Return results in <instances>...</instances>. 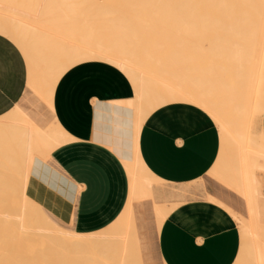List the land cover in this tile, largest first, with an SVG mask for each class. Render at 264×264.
<instances>
[{"label":"crops","instance_id":"0c3cea01","mask_svg":"<svg viewBox=\"0 0 264 264\" xmlns=\"http://www.w3.org/2000/svg\"><path fill=\"white\" fill-rule=\"evenodd\" d=\"M238 1L244 12L222 0H199L170 14L167 0H90L88 22L93 36L109 50L138 55L157 46L162 64L177 82L215 93L236 84L246 72L254 31L264 25V0ZM28 82L24 53L0 33V202L18 189L26 169L22 144L1 121L18 111ZM135 103L131 79L107 61L81 62L58 80L54 116L72 140L42 162L32 180V196L60 227L96 231L124 209L129 175L119 154L106 144L117 143ZM260 125L264 132V114ZM140 150L158 177L175 184L203 179L202 190L236 198L208 176L219 154L220 133L203 109L179 102L157 109L142 127ZM255 208L264 225V180ZM239 248L238 222L197 192L168 215L157 237L158 254L166 264H233Z\"/></svg>","mask_w":264,"mask_h":264},{"label":"bare ground","instance_id":"6f19581e","mask_svg":"<svg viewBox=\"0 0 264 264\" xmlns=\"http://www.w3.org/2000/svg\"><path fill=\"white\" fill-rule=\"evenodd\" d=\"M199 0H167L170 14ZM244 12V3L222 0ZM90 0H0V33L24 53L29 91L12 117L1 121L19 139L26 169L18 189L0 202V264H157L149 252L152 220L159 234L168 215L195 192L222 205L238 222L240 248L233 264H264V225L255 208L264 180V25L254 31L251 62L236 84L215 93L184 87L165 69L157 46L138 55L115 53L92 34ZM103 60L131 79L136 103L119 154L129 175V196L122 212L106 227L77 232L56 224L29 187L42 162L72 140L57 122L53 95L60 77L85 61ZM203 109L216 122L220 150L208 176L235 193L217 195L194 183H170L153 173L142 159L140 135L148 117L171 103ZM195 186V187H194ZM197 189V190H196ZM161 259V258H160ZM161 264H166L161 259Z\"/></svg>","mask_w":264,"mask_h":264},{"label":"rangeland","instance_id":"374dc122","mask_svg":"<svg viewBox=\"0 0 264 264\" xmlns=\"http://www.w3.org/2000/svg\"><path fill=\"white\" fill-rule=\"evenodd\" d=\"M126 143V138L124 133L117 139V146L123 150L124 149V145ZM32 189H33V184H30L29 187V194L32 195ZM146 228L148 230H150L152 232V239L149 242L148 245V249L149 252L155 257L156 263L157 264H161V259L160 256L158 254V250H157V237H158V233L155 232L154 227L152 226V220L146 224Z\"/></svg>","mask_w":264,"mask_h":264}]
</instances>
